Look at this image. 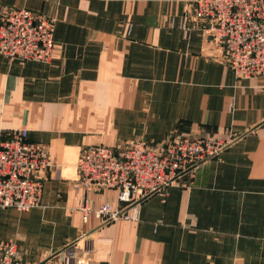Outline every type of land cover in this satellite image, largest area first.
<instances>
[{
  "label": "crops",
  "instance_id": "crops-1",
  "mask_svg": "<svg viewBox=\"0 0 264 264\" xmlns=\"http://www.w3.org/2000/svg\"><path fill=\"white\" fill-rule=\"evenodd\" d=\"M2 7L53 19L55 46L47 64L0 56L1 138L23 129L51 162L39 208L0 209V240L16 242L26 264H63L68 246L79 264H264V79H238L205 50L184 0ZM220 135H233L230 146L135 220H82L75 162L85 148ZM87 196L92 209L116 201L114 191Z\"/></svg>",
  "mask_w": 264,
  "mask_h": 264
},
{
  "label": "built area",
  "instance_id": "built-area-1",
  "mask_svg": "<svg viewBox=\"0 0 264 264\" xmlns=\"http://www.w3.org/2000/svg\"><path fill=\"white\" fill-rule=\"evenodd\" d=\"M184 3L183 21L196 25L205 50L214 53L238 79H264V0ZM54 46L53 19L27 9L0 8V56L47 64L53 58ZM1 137L0 131V209L27 212L39 208V175L51 167L46 145L28 140L23 129L7 139ZM233 139V135L184 136L157 145L139 139L119 148H85L75 162L83 191L78 209L82 220L91 216L104 223L135 220L143 202L176 186L184 175H192L219 156ZM99 191H114L116 206L104 202L92 209L87 195ZM60 254L63 264H79L71 246ZM0 264H26L16 242L0 240Z\"/></svg>",
  "mask_w": 264,
  "mask_h": 264
},
{
  "label": "bare ground",
  "instance_id": "bare-ground-1",
  "mask_svg": "<svg viewBox=\"0 0 264 264\" xmlns=\"http://www.w3.org/2000/svg\"><path fill=\"white\" fill-rule=\"evenodd\" d=\"M49 169V168H48Z\"/></svg>",
  "mask_w": 264,
  "mask_h": 264
}]
</instances>
